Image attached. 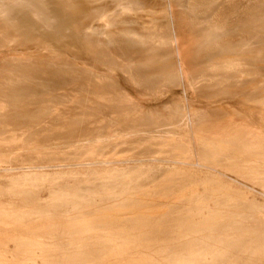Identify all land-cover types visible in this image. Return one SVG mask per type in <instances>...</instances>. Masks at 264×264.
<instances>
[{"label": "rangeland", "instance_id": "1", "mask_svg": "<svg viewBox=\"0 0 264 264\" xmlns=\"http://www.w3.org/2000/svg\"><path fill=\"white\" fill-rule=\"evenodd\" d=\"M25 1L0 0V193L38 167L102 187L91 162L154 180L133 201L76 210L36 203L47 184L2 192L0 264H264V0ZM87 140L105 156L84 161ZM82 243L86 256L67 248Z\"/></svg>", "mask_w": 264, "mask_h": 264}, {"label": "bare ground", "instance_id": "2", "mask_svg": "<svg viewBox=\"0 0 264 264\" xmlns=\"http://www.w3.org/2000/svg\"><path fill=\"white\" fill-rule=\"evenodd\" d=\"M12 1V0H11ZM34 1V0H33ZM67 1V0H66ZM65 1V2H66ZM68 1H72V0H68ZM77 1V0H76ZM91 1V0H90ZM3 2H4V0H3ZM10 2V1H9ZM26 2V1H25ZM27 2H30V0L29 1H27ZM26 2V3H27ZM32 2V1H31ZM35 2V1H34ZM43 2V1H42ZM57 2V1H56ZM80 2V1H79ZM78 2V3H79ZM8 3V2H7ZM11 3V2H10ZM35 3H38L37 1L35 2ZM35 3H33V4H35ZM70 3V2H69ZM75 3V2H74ZM9 4V3H8ZM22 4V3H21ZM29 3H27V5H26V7L27 8H29V5H28ZM32 4V3H31ZM55 4H57V3H55ZM1 5V4H0ZM3 5V4H2ZM40 5V4H39ZM81 5V4H80ZM84 5H85V3H84ZM124 6V8L122 9V11L124 10V12H127V11H131L132 10V6H131V4L129 5V4H123ZM9 7H10V4L8 5ZM13 6V5H12ZM12 6H11V8L10 9H13L12 8ZM33 6V5H32ZM82 6V5H81ZM6 7V6H5ZM25 7V6H24ZM42 7V6H41ZM67 7V6H66ZM70 7V6H69ZM57 8H58V6H57ZM71 8V7H70ZM6 9V8H5ZM61 9V8H60ZM72 9V8H71ZM71 9H70V12H71ZM171 12H173V6L170 4L169 5V8H168ZM44 10V9H43ZM57 11V10H56ZM25 12V11H24ZM58 12V11H57ZM29 13V12H28ZM43 13V12H42ZM26 14V13H25ZM40 14V13H39ZM38 14V15H39ZM60 14V13H59ZM12 15V14H11ZM16 15V14H15ZM49 15H51V18L54 16V15H52V13L51 14H49ZM61 15V14H60ZM67 15H68V13H67ZM107 15V14H106ZM106 15H104L107 19H108V17L106 16ZM172 15V14H171ZM170 15V16H171ZM41 16V15H40ZM46 16V15H45ZM55 16H57V15H55ZM10 17V16H9ZM26 17V16H25ZM49 17V16H48ZM64 19H66V16L64 15ZM68 17V16H67ZM71 17V16H70ZM104 17V18H105ZM118 17V16H117ZM6 18H8V16L6 17ZM58 18V17H57ZM106 18H105V20H106ZM14 19V18H13ZM12 19V20H13ZM16 19V18H15ZM26 19V18H25ZM45 19H46V17H45ZM49 20H50V17L48 18ZM59 19H61V18H59ZM63 19V20H64ZM68 19V18H67ZM66 19V20H67ZM32 20V19H31ZM52 20V19H51ZM50 20V21H51ZM62 20V19H61ZM88 21V20H87ZM102 21V20H101ZM106 21H109V20H106ZM28 22V21H27ZM30 22V21H29ZM37 22V21H36ZM57 22H58V20H57ZM61 22H63V21H61ZM103 22V21H102ZM105 22V21H104ZM45 24H48V22H44ZM55 23V21L52 23V24H54ZM60 23V22H59ZM107 23V22H106ZM30 24L31 23H29V26H30ZM32 24H33V21H32ZM38 25L40 24L39 22L37 23ZM43 24V23H42ZM41 24V25H42ZM110 24V23H109ZM27 25V24H26ZM50 25V24H49ZM58 25V24H57ZM106 25V24H105ZM28 26V27H29ZM36 26V25H35ZM44 26V24L41 26V27H43ZM47 26V25H46ZM53 26H56V25H53ZM34 27V26H33ZM40 27V28H41ZM45 27V26H44ZM43 27V28H44ZM51 27V26H50ZM35 28V27H34ZM37 28V27H36ZM45 28H47V27H45ZM53 28V27H52ZM50 29V31L51 30H53V29ZM29 29H32V27L30 28L29 27ZM28 29V30H29ZM39 29V28H38ZM38 29H35V30H38ZM33 30V29H32ZM40 30V29H39ZM39 30H38V32H39ZM55 31H56V29H54ZM53 30V31H54ZM61 30V29H60ZM71 30V29H70ZM41 31V30H40ZM43 31V30H42ZM46 31H48V30H46ZM68 31V30H67ZM37 32V33H38ZM215 33L217 32V29L214 31ZM45 33H47V32H45ZM44 34V33H43ZM48 34H50V33H48ZM175 34V33H174ZM43 36V35H42ZM45 37V36H44ZM70 39V38H69ZM64 40V39H63ZM172 41H173V43H174V46H175V50H176V54H177V57H180V58H182V54H181V50H180V41H181V39H180V37H178L177 35L175 36V37H173V39H172ZM51 42V41H50ZM170 42V41H169ZM173 45V44H172ZM58 50V49H57ZM180 62V61H179ZM93 69V68H92ZM90 70V69H89ZM86 71H88V70H86ZM92 72V71H91ZM92 73H94V72H92ZM98 73H99V71H98ZM94 75V74H93ZM97 75V74H96ZM100 76V75H99ZM178 81V80H177ZM133 128V127H132ZM142 132V131H141ZM140 132V133H141ZM160 132V131H159ZM139 133V134H140ZM149 133V132H148ZM168 134H173V133H171V132H167ZM167 133H166V135H167ZM144 134V133H143ZM143 134H142V136H143ZM147 134V133H146ZM146 134H145V136H146ZM151 134H154L153 135V137L155 136V131L154 132H151ZM159 134V133H158ZM135 135H138V133L136 134L135 133ZM141 135V134H140ZM157 135V134H156ZM144 136V138L145 139H147V138H149V137H152L151 135L149 136V137H145ZM159 136V135H158ZM155 137L156 139H159V137ZM164 136V135H163ZM138 137V136H137ZM90 139V138H89ZM141 139H143V138H141ZM143 140V141H146V140ZM177 139H179V138H177ZM149 140V139H148ZM98 141H100V140H98ZM86 143L85 144H83V146H80V148H78L77 150H80V153L82 154V158H88V159H86V160H84V161H93L95 158V156H96V158L97 157H104L105 155L103 154V153H105V152H103V148H101V149H98V148H91V140H87V141H85ZM93 142V141H92ZM102 142H103V140H102ZM109 142V141H108ZM96 143H97V141H96ZM96 143H95V145H96ZM99 144V143H98ZM108 144H110V143H108ZM115 144V143H114ZM126 144H127V142H126ZM129 144H131V142L129 143ZM178 145H180V143H177ZM88 146H90V147H88ZM97 147H98V145H96ZM114 146V145H113ZM94 147V146H93ZM100 147H102L101 145H100ZM115 147H116V145H115ZM113 148V147H112ZM55 150V149H54ZM66 150V149H65ZM114 150V149H113ZM175 152V151H174ZM185 152V151H184ZM69 153V152H68ZM98 153V154H97ZM163 153V152H162ZM113 154V153H112ZM114 155V154H113ZM115 156V155H114ZM167 157V156H166ZM123 161V160H122ZM121 161V162H122ZM143 160H137V161H135V163H141ZM153 161V160H152ZM166 161H167V159H166ZM166 161L164 162V161H162V162H164V163H166ZM117 162V161H116ZM132 162V161H131ZM144 162V161H143ZM142 162V163H143ZM154 162V161H153ZM115 163V162H114ZM118 163V162H117ZM170 163H175V162H171L170 161ZM181 163V162H180ZM100 164V163H99ZM110 164H113V162L112 163H110ZM132 164H133V162H132ZM177 164H179L178 162H177ZM182 164H184V163H182ZM186 164V163H185ZM184 164V165H185ZM74 165V164H73ZM73 165H71V166H73ZM168 165H171V164H168ZM180 165V164H179ZM187 165V164H186ZM191 165H193V164H191ZM75 166H77V165H75ZM80 166V165H79ZM82 166V168L83 169H85V175L87 176V174H88V172H90L93 176H90V174H88V176H90V178L92 179V180H94L93 178H99V179H101L102 180V183H101V186L102 187H98V186H91V187H88V186H81V184H87L88 182H91V180H89V179H87V181L86 182H84L83 180L81 181V180H78V179H76L75 180V182H76V184L75 185H73V186H69L68 185V181H67V179H66V175L67 174H70V173H72V171H64V172H62V173H60V171H56V172H53V171H51V170H46L44 167L43 168H40V167H38L37 169L36 168H31L32 170H28L27 169V171H20V172H17V173H12V174H10L9 175V177H11L10 179H9V182H8V184L5 186L6 188L4 189V192L1 194V198H4V197H7V198H10L11 199V196H13V195H16V194H18L19 196L20 195H24V196H29L30 195V192H31V195L30 196H32L33 194H32V192L33 193H35L36 192V189H39L40 187H43L44 185H46L47 184V187H49L48 185H50V189H49V193H48V197L45 199V200H43V198L39 195L38 196V194H36V193H38V192H36L32 197L35 199L34 201H36V203L38 202L39 204H42V205H46V204H49V203H51V202H53V209L55 208V209H61V208H68L69 207V205H71V207L73 206V208L75 209V208H85L86 209V207H87V205H88V207L91 205V204H96L97 202H101L102 204H112V205H114V204H121V203H127V201L129 202V201H133L132 199H128V198H130V197H127L126 198V195L128 194V195H130V194H134L135 193V191L137 192V191H140V188H142L141 189V191L144 189L143 187H145V186H147V185H149V182H152L153 180H154V176H153V174H149L148 172L150 171H147V173H145V171H144V173L145 174H140L141 176H143V178H140V180H138L139 179V177H140V175H139V177H138V179H137V177H136V179H131L130 180V178L129 179H124V177H125V174L126 173H128V172H130V171H124V172H121V171H118V170H116V168H114L113 166L114 165H112V167H110V168H108V171H104V172H101L100 171V169H98V165H97V163L96 162H91V163H89V164H83V165H81ZM90 166H93V168H91ZM151 166V165H150ZM167 166V165H166ZM174 166V165H173ZM195 166V165H194ZM46 167V166H45ZM56 167V166H55ZM67 167V166H66ZM74 167V166H73ZM88 167H90V168H88ZM141 167H143V166H141ZM174 167H176V166H174ZM184 167V166H183ZM47 168V167H46ZM49 168H50V166H49ZM54 168V167H53ZM147 168V167H146ZM151 168H152V166H151ZM154 168V167H153ZM157 168V167H156ZM163 168V167H162ZM172 168V167H171ZM130 169H135V170H137V172L138 173H140L141 171H143V170H139V169H141L140 168V166L139 165H134V167H132V168H130ZM143 169V168H142ZM158 169V168H157ZM168 170H169V172H174L175 173V171H180V170H177V168H173V170H171L169 167L167 168ZM167 169H164V171H168ZM184 169V168H183ZM18 170V169H17ZM120 170V169H119ZM125 170V169H124ZM146 170V169H145ZM182 170V169H181ZM7 171V170H6ZM13 171H16V170H14L13 169ZM152 171H153V169H152ZM151 171V172H152ZM194 171H195V169H194ZM8 172H10V171H8ZM155 172V171H154ZM131 173V172H130ZM137 173V174H138ZM153 173V172H152ZM179 173V172H178ZM183 173V172H182ZM136 174V173H135ZM157 174V173H156ZM171 174V173H170ZM190 174H191V172H190ZM193 174V173H192ZM171 175H173V174H171ZM171 175L169 176V178L171 177ZM182 175H185V174H182ZM66 176V177H65ZM132 176V174L130 175V177ZM133 176H136V175H133ZM157 176V175H156ZM155 176V177H156ZM186 176V175H185ZM129 177V176H128ZM166 177V176H165ZM157 178V177H156ZM155 178V179H156ZM158 178H159V176H158ZM172 178V177H171ZM186 178V177H185ZM188 178V177H187ZM164 179V178H163ZM168 179V178H167ZM157 180V179H156ZM180 180H182V179H180ZM186 180H189V179H186ZM97 181V180H96ZM182 181H185V180H182ZM100 182V181H99ZM157 182H159V181H157ZM174 182V181H173ZM187 182H189V181H187ZM186 182V183H187ZM153 183H156L155 181L153 182ZM161 183V182H160ZM170 183V182H169ZM185 183V184H186ZM168 184V183H167ZM182 184H183V182H182ZM158 185V184H157ZM156 185V186H157ZM163 185V184H162ZM174 185H175V183H174ZM181 185V184H180ZM179 185V186H180ZM3 186V187H4ZM150 186V185H149ZM154 186V185H153ZM160 186H161V184H160ZM171 186H173V185H171ZM184 185H182V187H183ZM46 187V188H47ZM158 187H159V185H158ZM164 187V186H163ZM186 187H187V185H186ZM91 188H93V189H91ZM0 189H2V186L0 185ZM162 189V188H161ZM167 189V188H166ZM165 189V190H166ZM171 189V188H170ZM185 189V188H184ZM40 190V189H39ZM145 190H147V188L145 189ZM1 191V190H0ZM167 191H169V190H166L165 192L164 191H162V192H164V194H168V192ZM143 192V191H142ZM169 192H171V194H173L172 193V191H169ZM177 193V192H176ZM183 193V192H182ZM151 194V193H150ZM136 195V194H135ZM175 194H173V195H170V193H169V195H167V197H169V198H171V199H174L175 198V196H174ZM177 196H176V198H179V197H181V195L179 194V193H177L176 194ZM29 196V197H30ZM163 196V195H162ZM167 197H165L166 198V202H169L168 201V199H167ZM164 198V199H165ZM30 199H31V197H30ZM160 199H161V197H160ZM161 200H163V198L161 199ZM21 201V200H20ZM29 201H31V200H29ZM159 201V200H158ZM157 201V202H158ZM28 202V201H27ZM140 202V201H139ZM162 202V201H161ZM173 202V201H172ZM23 203V202H22ZM170 203V202H169ZM28 204H30V203H28ZM108 204V205H109ZM6 205V204H5ZM19 206V205H18ZM117 206V205H116ZM120 206V205H119ZM2 207H4V205L2 206ZM109 207V206H108ZM114 207V206H113ZM112 207V208H113ZM37 208V207H36ZM41 208V207H40ZM40 208H38V209H40ZM66 208V209H67ZM110 209H111V207H109ZM114 208H116V207H114ZM44 209V208H43ZM42 209V210H43ZM65 209V211H67ZM4 211H5V209H3ZM35 210V209H34ZM41 210V209H40ZM73 210V209H72ZM76 210V209H75ZM82 210V209H81ZM97 210V208L95 209V211ZM119 210V209H118ZM15 212H16V210H14ZM18 211H19V209H18ZM38 211V210H37ZM47 211V210H46ZM55 211V210H54ZM61 211H64V210H61ZM70 210H68L67 211V213H71V211L69 212ZM83 211V210H82ZM91 211V210H90ZM92 211H94V210H92ZM19 212H21V211H19ZM18 212V213H19ZM43 212H44V210H43ZM53 212V211H52ZM58 212H59V210H58ZM72 212H74V211H72ZM18 213H16V215H18ZM22 213V212H21ZM55 213V212H54ZM66 213V212H65ZM78 213V212H77ZM90 213V212H89ZM125 213V212H124ZM127 213V212H126ZM13 214V213H12ZM26 214V213H25ZM30 214V213H29ZM40 214H41V212H40ZM44 214H45V212H44ZM58 214V213H57ZM62 214V213H61ZM82 214V213H81ZM88 214V211H87V213H86V215ZM9 215V214H8ZM36 215V214H35ZM43 215V214H42ZM66 215V214H65ZM79 215V214H78ZM27 216H28V214H27ZM59 216V215H58ZM81 216V215H80ZM24 216H22V218H23ZM52 217V216H51ZM55 217H56V215H55ZM60 217V216H59ZM63 217V216H62ZM70 217V216H69ZM72 217H74V216H72ZM123 217V216H122ZM122 217H119V219L118 220H121L120 218H122ZM19 218V217H18ZM22 218H19V219H22ZM50 218V217H49ZM124 218V217H123ZM122 218V219H123ZM16 221V220H15ZM25 221H26V219H25ZM32 221V220H31ZM70 221V220H69ZM124 221V220H123ZM129 221V220H128ZM24 222V221H23ZM35 222V221H34ZM38 222V221H37ZM40 222V221H39ZM118 222V221H117ZM130 222V221H129ZM104 223V222H103ZM106 223V222H105ZM109 223V222H108ZM116 223V222H115ZM120 223V222H119ZM123 223V222H122ZM21 224V223H20ZM80 224V223H79ZM125 224V223H124ZM16 225V224H15ZM41 225V224H40ZM57 225V224H56ZM55 225V226H56ZM65 225V224H64ZM97 225V224H96ZM110 225V224H109ZM117 225V224H116ZM121 224H119V225H117V226H120ZM31 226V225H30ZM127 226V225H126ZM130 226V225H129ZM47 227V226H46ZM77 227V226H76ZM80 227V226H79ZM106 227V226H105ZM122 227V226H121ZM133 227V226H132ZM66 228H67V226H66ZM73 228V227H72ZM103 228V227H102ZM62 229V228H61ZM119 229V228H118ZM127 229V228H126ZM1 230V229H0ZM41 230V229H40ZM44 230V229H43ZM67 230H69V229H67ZM91 230V229H90ZM116 230V229H115ZM124 230V229H123ZM132 230V229H131ZM82 231V230H81ZM125 231H127V230H125ZM129 231V230H128ZM127 231V232H128ZM70 232H72L71 230H70ZM75 233L74 234H76L77 232L76 231H74ZM106 232H108V231H106ZM112 232V231H111ZM111 232H110V234H111ZM132 232V231H131ZM134 232V231H133ZM136 232V231H135ZM158 232H161V231H158ZM122 233V232H121ZM71 234H73V233H71ZM70 234V235H71ZM91 234V233H90ZM89 234V235H90ZM98 234V233H97ZM108 234V233H107ZM131 234V233H130ZM69 235V234H68ZM82 235V234H81ZM91 235H93V234H91ZM97 236V235H96ZM119 236H121V235H119ZM123 236V235H122ZM64 237V236H63ZM147 237H148V235H147ZM154 237V236H153ZM153 237H151V238H153ZM57 238H59V237H57ZM77 238V237H76ZM135 238V237H134ZM138 238V237H137ZM158 238V237H157ZM156 238V239H157ZM62 239V238H61ZM88 239V238H87ZM86 239V240H87ZM107 239H109V238H107ZM140 239V238H139ZM148 239H149V237H148ZM47 240V239H46ZM50 240V239H49ZM78 240V239H77ZM125 240V239H124ZM128 240V239H127ZM133 240V239H132ZM151 240V239H150ZM20 241V240H19ZM81 241V240H80ZM79 241V242H80ZM122 241V240H121ZM88 242V241H87ZM115 242V241H114ZM134 242V241H133ZM132 242V243H133ZM137 242H138V240H137ZM43 243V242H42ZM78 243V242H77ZM101 243V242H100ZM119 243V242H118ZM35 244H37V243H35ZM45 244V243H44ZM61 244H62V242H61ZM71 244V243H70ZM75 244V243H74ZM94 244H96V243H94ZM116 244V243H115ZM125 244V243H124ZM127 244V243H126ZM125 244V245H126ZM134 244V243H133ZM132 244V245H133ZM31 245H32V243H31ZM31 245H29V246H31ZM50 245V244H49ZM54 245V244H53ZM53 245H51V248L53 247ZM57 245V244H56ZM82 245H83V243H82ZM86 246H87V248H85L84 247V245L83 246H81V245H79V244H77L76 246H74V245H72V246H70V247H67L66 245H65V248L67 247V248H69V249H71V250H75V251H82L83 252V254L86 256L87 254H86V251H87V249L88 248H90L91 246H88V245H90V244H85ZM114 245V244H113ZM129 245V244H128ZM40 245H38V247H39ZM59 246V245H58ZM134 246V245H133ZM139 246V245H138ZM17 247V246H16ZM28 247V246H27ZM33 247V246H32ZM54 247H55V245H54ZM115 247V246H114ZM121 247V246H120ZM125 247V246H124ZM124 247H121V248H124ZM130 247V246H129ZM140 247H141V245H140ZM184 247V246H183ZM186 247V246H185ZM192 247H194V246H192ZM34 248V247H33ZM93 248V247H92ZM118 248V247H117ZM116 248V249H117ZM131 248H132V246H131ZM153 248V247H152ZM172 248H173V246H172ZM17 249V248H16ZM91 249V248H90ZM90 249H88V250H90ZM98 249V248H97ZM96 249V250H97ZM113 249V248H112ZM120 249V248H119ZM119 249H117V250H119ZM127 249V248H126ZM138 249V248H137ZM171 249V248H170ZM43 250V249H42ZM66 250V249H65ZM70 250V251H71ZM99 250H101V249H99ZM103 250V249H102ZM106 249H104V251H105ZM173 250V249H172ZM181 250V249H180ZM25 251V250H24ZM67 251V250H66ZM98 251V250H97ZM115 251V250H114ZM123 251V250H122ZM130 251H133V250H130ZM168 251V250H167ZM61 252V251H60ZM96 252V251H95ZM99 252V251H98ZM116 252V251H115ZM190 252V251H189ZM40 253H42V252H40ZM54 253V252H53ZM68 253V252H67ZM97 253V252H96ZM180 253V252H179ZM183 253H184V251H183ZM186 253H188V251L186 252ZM198 253V252H197ZM196 253V254H197ZM201 253V252H200ZM66 254V253H65ZM72 254V253H71ZM89 254H92V253H89ZM104 254V253H103ZM102 254V255H103ZM105 254H107V253H105ZM104 254V255H105ZM168 254V252H166V255ZM175 254V253H174ZM185 254V253H184ZM190 254V253H189ZM193 254H195V253H193ZM62 255V254H61ZM83 255V256H84ZM99 255V254H98ZM101 255V256H102ZM112 255V254H111ZM125 255V254H124ZM164 255V254H163ZM192 255V254H191ZM200 255H203V254H200ZM60 256V255H59ZM69 256H71V255H69ZM74 256V255H73ZM73 256H71L72 258H73ZM130 256V255H129ZM188 256V255H187ZM208 256V255H207ZM262 257H264V252L262 253V255H261ZM75 257H77V256H75ZM90 257V256H89ZM94 257V256H93ZM99 257V256H98ZM106 256H104V258H105ZM108 257V256H107ZM52 258V257H51ZM85 258V257H84ZM96 258V257H95ZM94 258V259H95ZM177 258V257H176ZM179 258H181V259H183V260H185V261H187L188 260V257H185V255H183L182 256V254H181V257L179 256ZM190 258H193V257H190ZM189 258V260H191ZM199 258V257H198ZM201 258V257H200ZM207 258V257H206ZM10 259V258H9ZM23 259V258H22ZM81 259V258H80ZM83 259V258H82ZM193 259H195L196 260V258H195V255H194V258ZM192 259V260H193ZM75 260V259H74ZM91 260V259H90ZM176 260V259H175ZM177 260H178V262H177ZM177 260L175 261V262H177V264L178 263H180V259H178L177 258ZM188 260V262H189V264H190V261ZM191 260V261H192ZM30 261V260H29ZM48 261V260H47ZM58 262H59V260H57ZM65 261V260H64ZM73 261V260H72ZM131 261H133V260H131ZM138 261V260H137ZM194 261V260H193ZM44 262V261H43ZM80 262V263H79ZM78 263L79 264H81L82 262L84 263V261L82 260V262L81 261H79ZM86 263H87V261H85ZM94 262H96L95 260H94ZM115 262V261H114ZM171 262V261H170ZM182 262V261H181ZM198 262V261H197ZM49 263V262H48ZM54 263V262H53ZM77 263V264H78ZM82 263V264H83ZM97 263V262H96ZM129 263V262H128ZM199 263V262H198ZM36 264V263H35ZM135 264V263H134ZM151 264V263H150ZM171 264V263H170ZM181 264V263H180ZM184 264V263H183Z\"/></svg>", "mask_w": 264, "mask_h": 264}]
</instances>
